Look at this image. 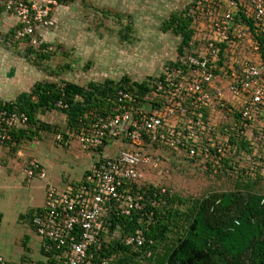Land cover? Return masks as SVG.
Listing matches in <instances>:
<instances>
[{"label": "built area", "instance_id": "obj_1", "mask_svg": "<svg viewBox=\"0 0 264 264\" xmlns=\"http://www.w3.org/2000/svg\"><path fill=\"white\" fill-rule=\"evenodd\" d=\"M56 3L6 0V10L21 24L15 38L31 37L35 44L34 33L53 25ZM191 3V36L148 91L119 89L108 117L55 136L63 146L72 137L80 150L110 153H100L84 178L64 191L46 185L30 220L46 264H94L112 216L138 214L142 225L124 242L152 244L145 234L156 219L148 208H158L172 192H147L144 174L166 172L165 162L211 174L227 162L251 179L264 178V0ZM55 106L67 108L61 100ZM27 125L24 113L0 110V146L14 147L10 132ZM34 176L43 179L45 171L30 160L27 181ZM0 264L12 263L0 256Z\"/></svg>", "mask_w": 264, "mask_h": 264}, {"label": "rangeland", "instance_id": "obj_2", "mask_svg": "<svg viewBox=\"0 0 264 264\" xmlns=\"http://www.w3.org/2000/svg\"><path fill=\"white\" fill-rule=\"evenodd\" d=\"M191 1L57 0L53 25L36 31L35 44L15 38V18L0 6V101L14 102L37 82L86 87L109 81L117 87L124 80L132 84L156 78L181 43V35L168 22ZM70 127L62 109L40 111L20 133L18 145L10 149L17 157H2L7 164L0 166V256L12 264L45 261L28 214L42 203L43 187L49 184L64 191L99 159L96 151L80 150L72 137L67 146L55 140L57 134L73 135ZM30 160L44 169L45 178L24 181ZM164 166L166 172L144 174L147 184L166 188L175 196L151 264L182 234L200 203L210 204L209 213L215 212L223 221L235 215L246 195L264 194V182L238 189L234 174H211L169 162ZM224 195H233L234 202L220 209Z\"/></svg>", "mask_w": 264, "mask_h": 264}, {"label": "trees", "instance_id": "obj_3", "mask_svg": "<svg viewBox=\"0 0 264 264\" xmlns=\"http://www.w3.org/2000/svg\"><path fill=\"white\" fill-rule=\"evenodd\" d=\"M5 1L0 0V6L2 10L11 13L6 10ZM191 6L192 3L182 14L173 15L168 22V26H175V32L181 35L177 53L181 52L182 46L191 36ZM20 28L21 24L17 22L13 28L14 36ZM24 39L31 40V37L20 40ZM154 79L132 84L124 80L125 83L117 87H112L109 81L102 84L89 83L86 87L64 83L62 89L61 84L37 82L29 93L18 94L14 102L0 101V110L24 113L29 124L35 122L38 112L58 109L55 105L61 100L67 106L63 111L68 117L70 128L76 132L80 122L89 124L96 117H108L119 89L139 94L148 91V85ZM22 131L25 130L10 132L12 140L16 143L14 148L18 145V137ZM224 173L235 175L234 185L238 189H248L264 182L262 176L256 175L251 179L244 171L227 166V162L225 168L217 174ZM146 186L147 192L157 188L151 184ZM174 198L173 194L168 195L162 198L158 208H148L154 212L156 219L155 224L150 226L149 232L145 234L146 240H151L152 244L146 243L140 248L126 245L124 242L126 237L133 235L141 227L139 215L133 213L129 217L112 216L107 239L103 243L102 251L95 257L94 264H102L103 261L107 264H151L156 246L164 235L165 222L171 213L169 206ZM233 202V195H224L219 208H227ZM211 208L210 204L204 202L195 207L193 217L182 234L153 264H264V194L246 195L235 215L223 221L218 220L215 212L209 213L213 210H210ZM37 211L29 214L30 219ZM115 257L118 259L115 260Z\"/></svg>", "mask_w": 264, "mask_h": 264}, {"label": "crops", "instance_id": "obj_4", "mask_svg": "<svg viewBox=\"0 0 264 264\" xmlns=\"http://www.w3.org/2000/svg\"><path fill=\"white\" fill-rule=\"evenodd\" d=\"M30 1H32V2H35L34 0H30ZM38 3H40V2H38ZM1 10H2V8H1ZM2 12L3 13H5V14H8V15H10L11 16V14L10 13H7L6 11H4V10H2ZM17 24V20L15 19V24L14 25H16ZM14 27V26H13ZM2 83L0 82V87L2 88ZM20 93H22V92H20ZM19 93V94H20ZM10 149H12V148H10L8 145H4V146H0V166H6V164L7 163H5V162H3L4 160H3V156L5 155L6 157H9V158H16L17 156H13L11 153H10ZM97 153H98V156L100 157V153H102L103 155H106V154H108V153H110L107 149H104L103 151H96ZM87 171H85V173H86ZM85 173L83 174V176L81 177V179L80 180H82L83 179V177H84V175H85ZM24 181L25 182H27L28 183V181L26 180V178H24ZM76 183H78V182H76ZM75 184V183H74ZM71 185V184H70ZM46 187V186H45ZM45 187H43V190L45 191ZM43 202H44V199H43V201H42V203L40 204V205H37V206H34L33 208H31L29 211H28V214H31L32 212H34V211H36V210H38L41 206H42V204H43ZM1 218H2V215H1V213H0V220H1ZM41 247V246H40ZM41 251V250H40ZM41 253H42V251H41ZM43 254V253H42ZM44 256V255H43ZM45 258V257H44ZM41 264H46V259H45V261L44 262H42Z\"/></svg>", "mask_w": 264, "mask_h": 264}]
</instances>
